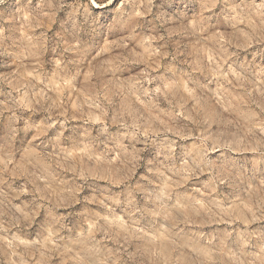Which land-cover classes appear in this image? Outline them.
<instances>
[{
    "label": "rangeland",
    "instance_id": "obj_1",
    "mask_svg": "<svg viewBox=\"0 0 264 264\" xmlns=\"http://www.w3.org/2000/svg\"><path fill=\"white\" fill-rule=\"evenodd\" d=\"M0 123V264H264V0H0Z\"/></svg>",
    "mask_w": 264,
    "mask_h": 264
},
{
    "label": "snow or ice",
    "instance_id": "obj_2",
    "mask_svg": "<svg viewBox=\"0 0 264 264\" xmlns=\"http://www.w3.org/2000/svg\"><path fill=\"white\" fill-rule=\"evenodd\" d=\"M120 3V0H107V3L104 2V0H91V10H99V9H108L109 7L116 6ZM223 5H218L217 10H219L220 7ZM89 19L92 21L93 24L97 23L95 21V17H89ZM103 23L106 25V21H103ZM11 134V125L8 126V128H5V126L0 123V144L4 143L3 137L5 135ZM227 164H231V161H225ZM59 214V213H58ZM47 213L46 211H41L40 213V221L38 223L43 224L46 219Z\"/></svg>",
    "mask_w": 264,
    "mask_h": 264
}]
</instances>
